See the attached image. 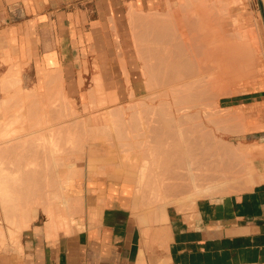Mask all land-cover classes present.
<instances>
[{
    "label": "bare ground",
    "instance_id": "6f19581e",
    "mask_svg": "<svg viewBox=\"0 0 264 264\" xmlns=\"http://www.w3.org/2000/svg\"><path fill=\"white\" fill-rule=\"evenodd\" d=\"M219 1L222 2V4H220L217 7H216L217 4H214L211 7L209 5H206L204 2H202V4L200 5L198 4L197 6L192 5L193 8L191 11L188 8L185 9L181 6L183 10H185L184 13L181 14L176 12L177 18L174 21L175 24L178 26V29L180 28L179 25L184 26L183 32L188 33L190 35L197 34L200 28H202V30H204L205 28L207 29L209 26L213 25V21H215L217 24L216 32L218 35L215 38L216 40H214V43L212 41L211 44L207 46L205 42L206 40L205 37H203L202 40L194 36V43L188 47L187 52L185 51V49L177 50L176 48L177 42L174 41V39H176L177 37L176 38L168 37L170 39L167 40L169 41V44L166 42L165 38L167 37L164 38V36H166V32L165 35H162L164 29H166L165 26L166 24L164 22L165 18L161 17L160 14H154L153 16L151 15V17H149L148 15L149 18L147 16H146L147 18L144 17L145 24L153 27V30H155V32L158 31L157 35L159 34V37L158 36L156 38L153 37L152 39L153 43L156 40L155 41L156 47L154 45V48H149L145 52L149 57V59L148 60L141 59L142 60L141 63H143L142 66L143 68L141 69L140 75L143 78V82L140 85L138 91L134 92L133 90H129V98H130L129 103H125V104L118 103L115 109L109 111L106 110L107 112L104 115L100 114L101 116H94L91 118H87V120L92 119L97 122L98 121L100 122V123L99 122L94 123L93 121L91 126L92 128L88 127L91 121H88L89 122L88 123L82 119L84 123L80 124L82 120H80V123H78L79 121L76 118H75L76 121L75 119L71 121L72 117L70 118V121L68 120L69 118L65 119V116L68 115L67 113L69 112L72 113L75 111V109L73 108H67L65 104H62L60 106L59 109L61 113L59 115L58 114L59 111H56V108L54 109L55 106L54 103L56 99L54 101L52 100V102H50L51 100L49 99L50 101L48 103L50 105L53 103V110L58 112L57 115L62 116L60 117V119L58 116V119L60 122L62 121L63 123L57 126L55 124H52L53 127L51 128L49 127V129L46 128V130H48L47 133H41L40 135H38V133H35L36 136L35 135L33 136L32 134L36 132L33 129L34 128L33 125H37L39 123L40 117H36L38 118L37 120L38 123L35 121L36 123L33 122L34 124L29 127L27 126L28 125L27 123H29L28 121L30 119L29 118L30 114L28 113L26 114V112L28 111H24L25 112V113L23 112L24 118H27L29 116L28 117L29 119L27 121L25 119V122H27L25 126L29 127L27 129L23 125L25 123L24 118H22L23 114L22 115L18 114L17 110L15 111V113L8 116L7 115L4 116L3 113L2 114L0 113V201H1L0 205L6 211L8 218L7 221L11 225L10 230H12L13 232H18L19 230L26 228L27 226H29L30 222L37 215V208L39 207L37 206V204L36 205L34 204L36 200L34 199L35 201L31 202V200L35 198L31 195L33 193L32 189L34 186L32 188L30 186L31 184L35 183L34 179L40 176L41 172L39 173L38 170L40 166L38 167L37 165L41 163L45 165V170L42 173L46 180L45 184L48 185L49 183L51 184L54 183L53 181L48 180V177L50 175L55 179L54 185H56L55 187L57 188V189L55 188L56 192L53 194V196L48 195L46 196L44 201L40 202V204L43 207L42 210L45 212L46 215L45 217L46 218L45 221L47 225L46 230H48L49 228L50 229V231L48 230L49 232H53L54 235L55 234L57 235L56 230H58L59 228H60L59 230L61 231V229L69 230L72 226L74 227L78 226V220H77L78 214L81 212V209H83L81 203L82 200L78 196H75L72 199V197H69L70 196L69 193L68 195L66 194L68 192L67 190H69V187H71L72 189V186L76 181V177L79 176L81 173H83L82 169L84 168H82L83 166L80 167L81 163H84L87 160L86 161L87 165L89 169L92 171L94 167L97 166L96 162L98 161L96 160H98V157L96 154L98 151H96V153L94 152V148L97 146L101 147L99 149L100 151L105 150L107 148H113L114 146L123 147L127 145H132L142 149L141 153L144 155L141 156L139 159H137V157H130L127 155L126 156L122 155L123 156L122 157L120 155L119 163L126 164L127 171H125L124 180L126 182L133 181L135 184L134 202H133L134 207L139 208L143 206H148L150 203H158L155 206L153 219L154 221L159 223L166 221V207L168 204L172 205V203H174L173 204L174 206L177 205L176 208L182 210H183L182 207H188L191 205L195 207L194 204L198 198L213 197L220 194L227 195L231 191H240L241 193L244 190L247 191V189L252 188L254 184H256L259 180H261V178H259L258 175L256 174L253 163H251V161H248L246 163L245 172L242 175H235L230 173L229 171L230 163L228 160L229 159L228 155L229 157H231V155H233L234 152L231 150V147L229 148L219 143L216 140V138H214L215 136L211 134L209 130L211 128L210 127L208 128L207 125L208 121L212 122L213 118L211 114L213 113L214 115L216 112L210 111L212 109V106H210V103L208 105L205 102L207 103L210 102L211 98L214 95H217L218 97H220V95L221 96L226 95L227 92L226 89L228 86L227 83L228 81L232 80V76L230 75V73L234 71V74L235 73L237 74L235 76H238L240 74L238 77H234V79H237L239 77L241 78L242 72L238 74V71L241 70V69H237L238 65L242 67L253 65V63L255 62L254 57H257L259 55L260 57H262L261 59H264V50L261 47L262 44L264 45V36L261 35L260 33L261 32L260 26L256 25L255 27V31H257L256 34H253V30L251 29L243 28V22L238 19L239 15L240 17L242 16L241 14L238 15V18L236 16L233 17L230 21V24L225 23L223 16H225L229 12L228 10L230 9V8L228 9L227 5L230 6L231 4H234V2L236 3L238 0H230L228 3H230L231 1H233V3L231 4L227 3V5L224 0H219ZM190 7L191 5L189 6V8ZM131 14H133V12H131ZM172 14H174V11ZM176 15L175 16L171 15V16L176 17ZM132 17H135L136 20L139 18V17L137 18L135 15L130 16V18ZM137 21L135 22L137 23ZM175 28L177 27L175 26ZM160 34L162 35L161 37ZM257 38L259 39V42L256 41ZM137 42L139 43V40L135 38V43L137 44ZM171 48H173V50ZM216 66L218 67L217 71L214 70ZM15 70H17L18 72L17 68L14 69V71ZM244 70L246 69H243V71ZM261 70L262 69H258V72H260ZM8 74L9 77H11L10 73ZM13 75L16 74L14 73L12 74V76ZM124 75L127 78L129 77V73L127 72L126 69H124ZM18 76L16 78L17 80L19 79ZM5 77L6 76H4V78ZM9 80H12V78ZM19 80L18 81L15 80V82H20ZM57 80L59 81V79H56V84H61L60 81L59 83H57L58 82ZM9 84L10 82H6V83L3 82V85L1 86L7 87V85ZM98 84L99 83L96 82V86H98ZM259 84H260L259 87H264L263 82H260ZM258 85L252 86L251 90L253 91L257 90L259 88ZM233 87L234 89H230V94H238L243 91V87L240 86H233ZM9 89L11 90V87ZM13 89L15 90V88ZM13 89L12 91H14ZM96 89L97 88L95 87V90ZM95 90L92 91L94 92ZM16 91L15 93H17ZM60 91H62V89H60ZM90 91L91 90H89V92ZM96 92L98 91H95V93L93 94H96ZM139 93L141 94V97L138 96ZM30 94L32 96L34 93L32 94L30 91ZM61 94H63V92ZM92 97L93 96H91L90 98L93 100L95 96L93 98ZM209 97L211 98L209 99ZM7 98L0 100V112L1 110L5 109L3 107H4V103L6 104L8 101ZM207 99L210 101H208ZM46 100L48 101V99ZM92 100H91V104L93 103ZM116 100L117 99L115 98V101ZM29 101H32V99ZM43 102H45L46 105L48 104L46 101H41L39 102V104L42 103V105L45 106V103ZM110 102H112V100H110L109 103ZM18 103H20V101ZM24 104H26V102ZM24 104L22 105L24 106ZM29 104H27V106ZM70 104L72 105L73 103ZM50 105H48L49 107L47 108L49 113L50 110L52 109L51 107L52 105L51 106ZM40 106L38 107L39 109ZM45 107L42 106L41 109L42 108L44 109ZM84 108L86 109L88 107L85 106ZM7 109L10 110V108ZM29 109L31 110V108ZM6 111L8 112V110ZM44 111L45 109L43 110V112L42 111L41 112L44 114ZM240 112L241 111L238 112L239 115L241 114ZM222 113L221 115L224 114ZM72 115L74 116L75 114H71V116ZM245 115L246 114H243L242 116L245 117ZM40 116H41L40 119L42 121L43 118L42 114ZM45 116L47 115L44 114V117ZM209 116L210 118H212L211 120L209 119ZM129 117H132L133 120H135L134 126L132 124L131 126L132 128L129 129L133 130L134 127L135 131L134 130L133 131L136 133H134V137L133 135H128L126 139L123 138L122 140H120L119 133L118 135L117 133L112 134V131L117 129L116 126L118 125V121L120 119H128ZM45 119L43 118L44 121ZM215 119L213 120L214 124L216 123ZM18 120H21L20 124L22 122L21 125H23L27 130V131L25 130L26 133H23L24 128L23 130H21L22 128L21 125L17 123ZM31 120H34L32 119V115H31ZM31 120L30 123H32ZM49 121L50 120L47 119L46 122L42 121V123L45 125L48 124ZM15 126L18 129H19L18 126H20L19 131ZM40 126L38 128L42 129L43 127ZM79 127H81V129ZM87 127L89 128V131L91 130L90 133L88 132V129H86ZM244 127L247 130H254V129L264 128V125L248 126L245 124ZM219 128L222 129V127L220 126ZM29 129H31V131L33 129L34 132L31 133ZM20 130L22 132H20ZM28 130L30 131V133H27L29 132ZM42 130L40 132H42ZM96 130L98 132L103 130L104 133L108 134V138L105 140L100 139L96 134L98 133ZM93 131H95L96 135L93 133ZM183 131H185V133L189 131L188 132L190 133L189 135H191V133L193 132L192 135L197 137V138L194 137L196 139L192 141L193 145H190L191 142L190 144L188 143L189 142L188 140H191L193 137L191 138V136L188 135L189 138L187 137L188 138L187 139L184 137V139H186L184 140L183 136L186 135L183 134L184 133ZM81 132L84 133L83 136L86 135L85 134L86 132H87L86 136H88L89 134L92 135L94 141L93 139H90V137L88 136L89 141H88V137H86V140L88 142H85L83 145L81 141L85 139V137L82 138ZM151 133L155 134L154 137L156 141L152 139L154 137L151 135ZM160 133L162 136L161 137L162 143L161 141L157 142L158 138L159 140L161 138L160 136L156 137V135L157 134L160 135ZM30 134L32 135L30 136ZM166 135L169 138V141L167 140L168 138L166 137ZM169 135H177L178 140L176 143L179 145L182 151H185V149L187 148V146L189 147V145L193 146L192 148H194V151L190 149L191 147L187 149L191 150L195 156L192 158V156L185 155L182 160V165L181 163H180L181 166L176 165L178 169L181 168L180 170L181 172L177 168L175 169L176 166L174 167V170L177 171H174L172 168H170L172 171H170L171 174L169 176L170 178H175L173 179L174 181H176L177 177L179 179L185 178L184 182L181 179L182 180L181 183H179V180L177 179L178 184L176 185L178 187L177 186L176 187L180 190L182 187H184V185H186L187 186L186 189H188V190L185 189L187 191L186 195L176 199L174 198L169 199L164 196V193L168 192L169 189L175 188L173 184L165 182V180L168 177H164L165 173H163V170L166 171V173L167 171H169L166 165H168L169 167L171 163L168 162L169 161L168 159H171L170 155H172L173 153L171 152V149L177 146V145L174 146V142H173L174 140L172 141V138L171 136L169 137ZM163 139L166 140L163 141ZM90 140L93 142H90ZM27 144L28 146L30 144L34 145V146L30 145L33 147V149L31 147L25 148L28 147L25 146ZM79 144L88 148V151L85 152V154H83L84 147ZM170 146L172 147L170 148ZM251 146H252L250 147L251 149H256L259 147V146L257 147V145L256 146L251 145ZM80 150H82L83 152ZM24 152H26V154ZM28 152L30 154L34 152L39 153L41 156L34 157V158L39 157L38 158L39 162L36 160L34 161L33 160L34 158L32 160L27 159V157H29L28 155H30L27 154ZM37 153L35 155H37ZM111 153H113V149L111 150ZM114 153L111 158H108V160L111 159V161H116V156L114 155ZM9 155L11 156L9 157ZM26 155L27 157H24ZM35 155L33 154V156ZM23 158L24 159L26 158V160H28L27 163H25V165L23 163L26 161H24ZM20 160H23L24 162L21 161L22 163H20ZM104 160L106 161V159ZM136 160L138 161V163H136L137 162ZM177 160L179 161V159ZM164 161H166L167 164ZM8 163L12 164L11 167H13V164H17L18 166L17 169L14 167L13 168L16 170H12L13 168L8 169L9 167ZM5 164H8V166L7 165L4 166ZM26 164H27V168L25 170L20 169L23 168L24 166L26 167ZM35 164H37L36 165L37 167L35 166ZM105 167H107L105 166V164H103L102 167L99 166L98 167L99 172L98 170L97 172L100 175H102L105 172L104 171L101 172L100 169ZM119 174L120 172L118 171L116 172V170H111L110 173H105L102 176L104 177L108 176L113 179H118L121 178V175L119 177ZM24 176L26 178H24ZM130 176H133V178ZM29 179H31V181ZM145 194H148L149 196L147 195V197H145L146 196ZM52 198L59 199L60 202L65 206V210H66L65 214L62 215L61 212L63 211H60V209H59L60 213L58 211H54L58 209H53L51 204ZM37 203L38 205H40L39 202ZM91 216H93V213H91ZM159 226L165 227L168 225L161 224ZM79 231L81 230L79 229ZM53 234L51 236H53ZM47 236H49L48 233Z\"/></svg>",
    "mask_w": 264,
    "mask_h": 264
},
{
    "label": "crops",
    "instance_id": "0c3cea01",
    "mask_svg": "<svg viewBox=\"0 0 264 264\" xmlns=\"http://www.w3.org/2000/svg\"><path fill=\"white\" fill-rule=\"evenodd\" d=\"M238 1L264 7V0ZM26 3L0 0V38L10 40L14 56L35 59L40 69L66 71L72 65L70 56L94 53L105 69L102 71L109 73L106 80L113 90L110 98H105L108 104L112 100L111 105L125 104L129 90L138 91L143 82L131 34V21L139 20L135 13L160 14L167 19L181 8L180 0ZM131 12L137 20L130 19ZM135 34L142 39L139 30ZM256 91L232 105L246 114L243 117L248 126L264 125L257 122L264 115V98L254 97ZM254 130L264 132V128ZM247 145L259 146L253 151V166L261 180L241 193L198 198L195 207L188 209L168 205L162 223L154 221L147 209L136 211L134 183L122 178H78L74 185L81 191L77 190L74 197L81 198L83 209L78 214L77 229L59 228L54 235L46 230V216L39 210L26 228L4 231V239L0 230V264H264V134ZM69 190L71 197V187Z\"/></svg>",
    "mask_w": 264,
    "mask_h": 264
},
{
    "label": "rangeland",
    "instance_id": "374dc122",
    "mask_svg": "<svg viewBox=\"0 0 264 264\" xmlns=\"http://www.w3.org/2000/svg\"><path fill=\"white\" fill-rule=\"evenodd\" d=\"M23 1H24L25 5H26L27 4L26 0H23ZM189 1H191V2H189ZM229 1L230 0H228L226 2V5H227V3ZM202 2H204L206 5H209L211 7L214 4H217L216 7L219 6L220 4H222V2H220L218 0H215L214 1L215 3L211 2V1H208V0H180L181 6L183 8H185V9L188 8L190 11L192 10L193 6H197L198 4L200 5V4H202ZM231 3H233V1H231L228 4H231ZM188 5L189 6L191 5V7L189 8ZM258 5L254 4L253 2L251 3L250 1H247V2H245V1H239L238 2L237 1L236 3L234 2V4H231L230 6L227 5L228 9L229 8L230 9L229 10L227 9L229 11L228 12L229 14L226 12L227 14L225 16H223L225 23L230 24V21H231V19L233 17L236 16L238 18V15L241 14L242 16L240 17V15H239L238 19L243 22V28L251 29V30H253V34H256L257 31H255V27H256V25H259L260 28H261V32L260 33H261V35L264 36V7L261 6V5H259V6ZM182 7L179 9V11L178 10L174 11L175 12L174 16L176 15V12L177 13H181V14L184 13L185 10H183ZM135 14H138L139 20L141 19V17H146V16L148 17V15H149V17H151V15L152 16L154 15V14H142V13H135ZM131 15H134V14H130V16ZM166 18L167 19H165L164 22L166 24L165 26H166L167 30L164 29V32H163L162 35H165V32H166V36H164V38L167 37L165 39H166V42L168 44H169V41H167V40H170L169 38H171V37L176 38L177 37L176 39H174V41L177 42L176 43L177 50L185 49V51L187 52L188 47L191 46L194 43V36L198 37L199 39H202L203 37H205V39H206L205 42H206V45L208 46L209 44H211L212 41L214 43V40H216L215 38L218 35L217 32H216L217 24H216L215 21H213V25L209 26L207 29L205 28L204 30H202V28H200V30L197 32V34H194V35L191 34L190 35L188 33H184L183 32L184 26H180L179 25L180 28L178 29V26L175 24V21H174L177 18V15H176V17H172L169 14V16H166ZM131 20H133V19H131ZM139 22L140 23L138 24V26L137 25L135 26L134 25V24H136L135 21L134 22L131 21V34L134 36V45H135V48H136L137 58H138L139 62L141 63V61H142L141 59H143V60H148L149 59V57L147 56V54L145 52L149 48H154V45L156 47V44H155L156 40L153 43L152 39H153V37L154 38H156L157 36L159 37V34L157 35L158 31L155 32V30H153V27H151V26H147L146 27L145 26L146 24L144 23V21L140 20ZM175 26L177 28H175ZM227 27H229V26H227ZM138 30L140 31V34H141V37H142L141 40H140L139 35L135 34V31H138ZM260 33H258V34H260ZM162 35L160 34V37ZM135 38H137L139 40V43L138 42H137V44L135 43ZM256 41L259 42V39L257 38ZM10 45H11V43H10L9 39L3 40V39L0 38V63H1V67L0 68H2V70H3V72L0 73V100L8 97L7 98L8 101L6 103L8 105H6L4 103V107L3 108H5V109L2 108L3 110H1L0 113L1 114L3 113L4 116H6V115L8 116V115H11V114L15 113L16 110H17V113L21 114V115L23 114L24 111H28V112H26V114L27 113L30 114L29 115L30 117L28 116L30 119L27 116H26L27 118H24V114L22 115L23 116L22 118H24V122H25V119H26V121L29 119V121H28L29 123L25 122L23 124L25 126L26 123H27L28 124L27 126H29V127L37 122L38 118H36V117H40L41 118V116H40L41 114H42V117L44 119L46 117L45 121L42 118L43 122H46L47 119L50 120L49 121L50 124L48 122V124H45L46 125L45 126L42 123L41 119L39 118V123L38 122L37 123L39 124V126L42 124L41 125L43 127L42 129H44L45 131L42 130L41 128H38L39 127L38 124L37 125H33V127H34L33 129L36 132H34L33 129H32V131H31V129H29L31 131V133L34 132V133H32L33 136L35 135V133H38V135H40L41 133H47L48 130H46V128L49 129V127L50 128L53 127L52 124H55L57 126V125H60L61 123H63L62 121L61 122L59 121L60 117H62V116H59L60 113H61L59 108H60V106L62 104H65L67 108L75 109L74 112L67 113L68 115L65 116V119L69 118L68 120L70 121V118L72 117L71 121H73V119L76 118L79 121V122L77 121L78 123H80V120H82V119L84 121H86V122L91 121L90 125L88 127L92 126L93 121H94V123L97 122V121L92 120V119L91 120L90 119L87 120V118L104 115L107 112L106 110L109 111V110L115 109V107L117 106V105H111V103L108 104V102L106 101L105 97H110L109 93L112 92L113 88L111 87V84H109L107 82L108 79L106 80V77L109 75V73L102 71L104 68H102V66H100L97 63L94 53L86 54V52H84V51L82 53H81V51H79L81 53L80 57L70 56L68 58L69 61H72V65L69 67L68 70L63 71L61 68H59V70L56 71V69L49 70V69H46V68H43V69L42 68L41 69L38 68V63L35 61V59L31 60V58H28V59L27 58H23V59L17 58L16 56H14V51H13V49L10 48ZM261 47L264 50V45L263 44L261 45ZM171 49L173 50V48H171ZM261 58L262 57H260V55L257 56V57H254L255 62L253 63V65H248V66H243V67L238 65L237 69H241V70L238 71V74L242 72V75H241L242 77L234 79V77H238L240 74L238 76H235L237 74L236 73L234 74V71H232L230 73V75L232 76V80L228 81V83H227L228 86H227V89H226V91H227L226 95H224V96L220 95V97H218L217 95H214V96L212 95L213 96V97L211 96L212 98L209 97V99L211 98L212 102L210 100H208V99L207 100L210 101V102H208V103L205 102L208 105L210 103V106H212V109L214 108L213 110L211 109L210 111L216 112L214 114L216 116H214L212 112H211L212 114L210 113L212 115L213 119L210 118V116H209V119L210 120L212 119V122H209V121L207 122L208 128L209 127L211 128V129H209L211 134H213L215 136V137L214 136L213 137L216 138V140L219 143H221L222 145H225V146H227L229 148L231 147V150L234 152V154L231 155V157H229V155H228V158H229L228 160H229V163H230L229 171H230L231 174H235V175H242L245 172V165H246V163L248 161H251V163H253V160H254L253 151H255V149H251L250 147H247L248 146L247 142L255 140V139H257V137H259V136L264 134V132H261V131L259 132V130H247L245 128L246 126L244 127L245 124L247 125V121L242 116V113L240 112L241 114L239 115L238 114L239 111L237 110V108L232 107L233 104L237 103L236 102L237 100H233L234 98H237V97L243 96L245 94H248V93L253 91V90H251L252 86H257L260 82L264 83V59H261ZM152 62H153V60H152ZM150 63H151V61H150ZM15 65H16V67H15ZM142 66H143V63H141V67H140L141 69L143 68ZM16 68L18 69V72H17V70L14 71V69H16ZM217 69H218V67L216 66L214 70L217 71ZM243 69H246V70L243 71ZM258 69H262V70L260 72H258ZM11 70H12V72H11ZM8 73H10L11 77H9ZM14 73L17 76L19 75L18 77H19L20 80L19 79L18 80L20 82H15V80L16 81H18V80L16 79L17 78L16 75L12 76V74H14ZM7 75H8V77H7ZM4 76H6V77L4 78ZM11 78H12V80H9ZM96 78L99 79L98 86H96V84L94 82ZM56 79H59L61 84H56ZM239 79H240V81H239ZM142 80H143V78H142ZM59 81L57 83H59ZM3 82H5V83L6 82H10V84L13 85V86H11L9 84V85H7V87H9V88L11 87V90L9 88H7V87L1 86V85H3ZM233 86L243 87V91L238 93V94H230V89H234ZM259 86H260V84L258 85V87ZM12 87L15 88V90ZM95 87L97 88L96 90H95ZM12 89L14 91H12ZM60 89H62V91H60ZM89 90H91L90 92H93L92 90H95V91H98V92H96V94H93V93H95V91L93 93H90ZM257 90L258 91H256L257 93H256V95L254 97H256V98H264V87H259ZM15 91L17 93H15ZM30 91H31L32 94L34 93L32 96L30 94ZM62 92H63V94H61ZM17 94L20 95V96H18ZM89 94L91 96H93V97L95 96L94 98L92 97L93 100L90 98L91 96ZM28 96H30V97H28ZM138 96L141 97V94L139 93ZM216 96H217V98H216ZM84 97L87 98L86 101L83 100ZM31 99H32V101H29ZM35 99H37V100H35ZM46 99H48V101ZM52 100L53 101L55 100L54 109L56 108V111H59V113L53 110V103L51 104L52 106L48 103L49 101L52 102ZM91 100L93 101L92 104H91ZM129 100H130V98H129ZM19 101H20L21 105H20V103H18ZM41 101H46L48 103L46 105V103L43 102V103H45L46 107L44 105H42V103L39 104V102H41ZM213 101H214V103H213ZM25 102H26V104H24ZM70 103H73V104L71 105ZM125 103H129V101L127 100V102L125 101ZM22 104H24V106ZM27 104H29V105L27 106ZM38 104H39V106L41 105L40 109L38 108L39 107ZM48 105H50L52 107V109L50 110V113L47 110V108L49 107ZM213 105H214V107H213ZM5 106L7 108H10V110L7 109ZM42 106L45 107L44 109H45L46 113L44 111V114L47 115L45 117H44V114L42 113L43 110H44L43 108L41 109ZM85 106H87L88 108L85 109L84 108ZM210 106H209V108H210ZM215 106H216V108H215ZM29 108H31V110ZM38 109H39V111H38ZM6 110H8V112ZM68 111H69V109H68ZM57 113L59 115H57ZM221 113L223 115H221ZM71 114H75L74 115L75 117L73 115L71 116ZM219 114H220V116H219ZM31 115H32V119H34V120H31ZM58 116H59V119H58ZM76 119H75V121H76ZM214 119L216 121V123H215L216 127H215V124L213 123ZM30 120H31L32 123H30ZM83 120L81 121L80 124L84 123ZM20 121L21 120H18L17 123L20 124ZM217 121H218L219 125H218ZM257 122L259 124H264V115L260 116L259 120H257ZM134 123H135V120H133L132 117H129L128 119H120L118 121V125L116 126L117 129L112 131V134L117 133V135H118V133H119L120 140H122L123 138L126 139L128 135H133V137H134V133H136V132H134L135 128L133 127L134 131L132 129L131 130L129 129V128H132L131 127L132 124L134 126ZM21 124H22V122H21ZM23 125H21V127H22L21 130H23V128H24V132L23 133H26L27 130L25 129V127L27 129L29 127H27V126L24 127ZM44 126H45V128H44ZM219 126L222 127V129L219 128ZM251 126H253V125H251ZM18 127L20 129V126H18ZM88 127L86 129H88V132L90 133L91 130L89 131ZM79 128L81 129V127H79ZM216 128H217V130H216ZM19 129L17 128L18 131H19ZM21 130H20V132H22ZM41 130H42V132H40ZM185 130H187V129H185ZM30 131L27 132V133H30ZM189 131L186 132L187 134L185 133V131H183L184 132L183 134L186 135V136H183V139H184V137L185 138L188 137V135L190 134V133H188ZM93 133L95 134V131H93ZM192 133L189 136H191V138L192 137L193 138L196 137V136H193ZM32 134H30V136ZM83 134L84 133H82V138L85 137V139H83L82 141L80 140L83 143V145H84L85 142L89 141V137H90V139H93L92 135H90V134L88 135L89 137L86 136L87 132L85 133L86 135L83 136ZM96 134L102 140H105V139L108 138V134L104 133L103 130L99 131ZM151 135L154 137L155 134L151 133ZM158 136H160V138H161L162 137L161 133H160V135L159 134L156 135V137H158ZM170 136L172 138V141L174 140L173 141L174 142V146L177 145L176 146L177 148L173 146L174 148L171 149V152H173L172 155H170L171 159H168L169 161L167 160L168 162H171L169 167H168V165H166L167 162L164 161L166 163L165 165L167 166L169 171H167V173H166V171L163 170V173H165L164 177H168L165 180V182L173 184L175 186V188L169 189L168 192L164 193V196L169 198V199H173V198L176 199V198H181L184 195H186V193H187L186 190H188V189H186L187 188L186 185H184V187H182L180 190L177 188L178 187L176 185V184H178L177 183L178 182L177 179L179 180V183H181L182 180L184 182L185 178H183V179L181 178L182 179L181 180V179H179L177 177L176 181H174L173 179H175V178H170V176H169L171 174L170 171H172L170 168H172L174 170V167L176 165L177 166H181L182 165V160H183L185 155L192 156V158L195 157L194 153L191 151V150L194 151V148H192L193 146H190V145H193L192 141L195 140L197 137L194 138V139L190 138L191 140H188L189 141L188 143L190 144V142H191V144L189 145V147L187 146V148L191 147L190 148L191 150L186 148L185 151H182L181 148L179 147V145L176 143L177 140H178L177 135H169V137ZM86 137H88V141L86 140ZM166 137H167V135H166ZM152 139H154V141H156L155 137L152 138ZM166 139H163V141L166 140ZM167 140L169 141V138ZM184 140H186V139H184ZM93 141H94V139H93ZM93 141L90 140V142H93ZM159 141H161V143H162V138L160 140L158 138L157 142H159ZM30 145H32V144H30ZM30 145L28 146V144H27L25 146H28V147H25V146L24 147L25 148H30L31 147L33 149L32 146H34V145H32V146H30ZM79 145H81V144H79ZM83 145H81V146H83ZM83 147H84L83 148L84 152L82 150H80V151H82L83 154H85V152L88 151V148L85 147V146H83ZM98 147L99 146L94 148V152L95 153H96V151H98L97 154H96L97 157H98V160H96V161H98L99 163L94 161V162H96L97 166L94 167V169L92 171V170L89 169V167L87 165V162H86L87 160L84 163H81L80 167L83 166L82 168H84V169H82V168L81 169H82L84 174L81 173L79 176L76 177V179H78V178H80L81 180H83V179L84 180L101 179V178H103V179H111L108 176L104 177L102 175H104L105 173H110L111 170H116V172L117 171L120 172L119 177L121 175V178L124 180L125 179L124 178L125 177L124 176L125 175V171H127L126 164L119 163L120 162L119 156L120 155L121 156L122 155L123 156L127 155V156H130V157H137V159H139L141 156L144 155V154L141 153V150H142L141 148H137V147L132 146V145H127V146H123V147L114 146L113 148H107V149L101 150V151L99 150L101 147H99V148ZM171 147L172 146H170V148ZM80 148H82V147H80ZM97 148H98V150H97ZM112 149H113V153H114V150H115L114 155L116 156V161H111V159L108 160V158H111L113 156V153H111ZM26 152H24V153L26 154ZM36 153L37 152H34V153L30 154L28 152L27 154H30L31 156L28 155L29 157H27V155H26L24 157H27V159H31L32 160L36 156H41L39 153H37V155H35ZM22 154H23V152H22ZM33 154L35 156H33ZM10 156L11 155H9V157ZM165 156H166V154H165ZM122 157H121V159H122ZM38 158H34L33 160L34 161L36 160V161L39 162ZM104 159H106V161ZM177 159H179V161ZM99 160L101 161V163H100ZM21 161H23V160H20V163H22ZM24 161H26V162H24ZM24 161H23L24 162L23 164L25 165V163H27L28 160H26V158H25ZM140 161H141V159H140ZM140 161H139V163H140ZM40 162H41V160H40ZM136 163H138V161ZM180 163H181V165H180ZM8 164H5L4 166H6V165L8 166ZM10 164H9L8 169L13 168V167L17 169V167H18L17 164H13V167H11L12 164L11 165ZM37 164H35V166ZM103 164H105V166H107V167L100 169L101 172L102 171L105 172L102 175H100L98 173L99 172V168L98 167L99 166L102 167ZM37 166L38 167L40 166L38 168V170H39V173L40 172L41 173H40V176H38V177H36L34 179L35 183L31 184V186L29 185L31 188L34 186L33 189H32L34 194L32 193L31 195L33 197H35V198H33V200H31V202L36 200L34 204L35 205L37 204V206L39 207V208H37V211L41 210L43 212V214L45 215V212L42 210L43 207L40 204V202L44 201L46 196H48V195L49 196H53V194L56 192V190H55V188H56L55 186L56 185H54L55 179L52 176H50V175L48 177V180L53 181L54 183H52V184L49 183L48 185H46L45 184L46 183L45 182L46 181L45 177L42 174L44 172V170H45V165L43 163H41V164H38ZM177 166L175 167V169L176 168L178 169ZM24 167L20 168V169L25 170L27 168V164H26V167L25 168ZM14 168L12 170H16ZM36 170H37V168H36ZM97 170H98V172H97ZM178 170L180 171L181 168H179ZM174 171H177V170H174ZM92 172H93V174H92ZM29 175H31V174H29ZM28 177H30V176H28ZM130 177L133 178V176H130ZM24 178H26V177L24 176ZM31 179H29V180L31 181ZM132 183H134V182L132 181ZM20 185H22V184H20ZM23 186H24V184H23ZM79 187L80 186H77V185H73L72 186V190H71L72 199L74 198V195L77 192V190L81 191V189H79ZM67 191H66L67 192L66 195H68L70 190H67ZM183 191H185V192H183ZM133 192H135V189L133 190ZM233 192L238 193L240 191H231L229 193H233ZM145 195H146L145 197H147L148 194H145ZM220 195L213 196V197H210V198H219V197L223 196V195H221V196ZM29 201H30V198H29ZM37 202H39L40 205H38ZM51 204H52L53 209H58V210H54V211H58L59 213H60V211H63V212H61L62 215L66 213L65 212L66 211L65 210V206L60 202L59 199L52 198L51 199ZM157 204L158 203H150L148 206H143V207H139V208L137 207L136 211H138L140 209H142V210L143 209L144 210L147 209L148 212H150L152 215H154L155 206ZM172 204H174V203H172ZM168 205H171V204H168ZM190 207H192V205L188 206V207H183V208H187L188 209ZM1 208H2V206L0 205V230L2 231V235H3V239H4V237H5L4 231L8 232V229L10 230L11 225L7 221L8 218H7L6 211L3 208L2 209ZM62 208H64V209H62ZM59 209H60V211H59ZM8 236L10 237L9 234H8Z\"/></svg>",
    "mask_w": 264,
    "mask_h": 264
},
{
    "label": "trees",
    "instance_id": "16d2710c",
    "mask_svg": "<svg viewBox=\"0 0 264 264\" xmlns=\"http://www.w3.org/2000/svg\"><path fill=\"white\" fill-rule=\"evenodd\" d=\"M251 95H243L237 98H234L233 100H237V101H245L247 99V97H250Z\"/></svg>",
    "mask_w": 264,
    "mask_h": 264
}]
</instances>
